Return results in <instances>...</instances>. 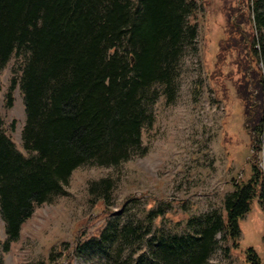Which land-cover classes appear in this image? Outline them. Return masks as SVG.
I'll use <instances>...</instances> for the list:
<instances>
[{
    "label": "trees",
    "instance_id": "1",
    "mask_svg": "<svg viewBox=\"0 0 264 264\" xmlns=\"http://www.w3.org/2000/svg\"><path fill=\"white\" fill-rule=\"evenodd\" d=\"M231 7L223 14L219 47L235 55V65L241 60L234 93L249 135V173L232 180L221 212L190 217L180 235L144 239L150 224L159 225L164 216L150 202L144 223L125 237L144 248L155 241L157 264H203L215 235L224 250L228 244L236 249L238 221L254 200L264 205V0H233ZM196 13L194 0H0V72L11 58L16 61L4 106L11 107L18 86L24 111L23 153L0 117L6 246L35 207L65 194L73 170L117 167L134 152L143 154L141 135L153 125L152 108L160 96L171 102L181 52L196 38ZM260 153L262 169L255 160ZM111 187L109 178H101L86 190L105 206ZM244 256L247 264H264L251 247Z\"/></svg>",
    "mask_w": 264,
    "mask_h": 264
},
{
    "label": "rangeland",
    "instance_id": "2",
    "mask_svg": "<svg viewBox=\"0 0 264 264\" xmlns=\"http://www.w3.org/2000/svg\"><path fill=\"white\" fill-rule=\"evenodd\" d=\"M194 1L196 38L181 52L171 102L165 103L160 96L152 108L153 125L141 135L143 154L134 152L117 167L85 165L73 170L65 194L35 207L16 240L7 246L0 219V264H126L128 258L130 264H157L155 241L144 248L125 237L144 223L150 202L164 216L159 225L150 224L144 239L156 234L165 239L186 233L185 222L190 217L221 212L232 180L248 176L252 161L249 135L234 93L241 74L236 66L241 60L236 58L235 65V55L219 47L225 34L223 14L231 12L233 0ZM15 63L11 58L0 72V117L3 131L23 153L24 111L18 86L12 91L11 107L5 108L3 101ZM255 160L262 169V154ZM101 178L112 181L105 206L86 190ZM238 229V247L232 249L228 244L224 250L225 244L215 235L203 264H247V247L262 259L264 205L254 200L238 221Z\"/></svg>",
    "mask_w": 264,
    "mask_h": 264
}]
</instances>
